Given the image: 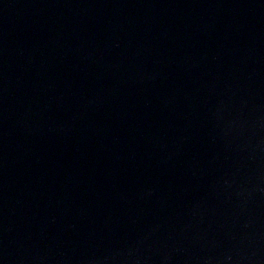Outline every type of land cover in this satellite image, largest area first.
Returning a JSON list of instances; mask_svg holds the SVG:
<instances>
[{
    "label": "water",
    "instance_id": "95a60500",
    "mask_svg": "<svg viewBox=\"0 0 264 264\" xmlns=\"http://www.w3.org/2000/svg\"><path fill=\"white\" fill-rule=\"evenodd\" d=\"M0 264H264V0H0Z\"/></svg>",
    "mask_w": 264,
    "mask_h": 264
}]
</instances>
